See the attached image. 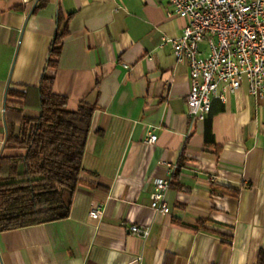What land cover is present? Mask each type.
<instances>
[{"label": "crops", "instance_id": "obj_1", "mask_svg": "<svg viewBox=\"0 0 264 264\" xmlns=\"http://www.w3.org/2000/svg\"><path fill=\"white\" fill-rule=\"evenodd\" d=\"M169 11L165 0H0V156L21 153L3 149L5 102L23 104L9 89L25 92L49 76L69 109L94 107L68 216L0 232V264L256 263L264 250V98L244 83L191 122L188 66L163 43L186 21ZM27 95L23 113L35 117L34 92ZM156 179L171 181L167 213L151 208Z\"/></svg>", "mask_w": 264, "mask_h": 264}, {"label": "trees", "instance_id": "obj_2", "mask_svg": "<svg viewBox=\"0 0 264 264\" xmlns=\"http://www.w3.org/2000/svg\"><path fill=\"white\" fill-rule=\"evenodd\" d=\"M63 35L55 34L51 44L50 56L55 62ZM52 86V77L43 75L36 87L25 92L7 91V96L19 98L23 104L5 102L3 149L21 153L0 156V232L68 216L94 107L80 102L71 110L68 98L55 94ZM30 91L35 95V117L23 113L30 105ZM237 193L225 188L223 194ZM255 264H264V250L258 252Z\"/></svg>", "mask_w": 264, "mask_h": 264}, {"label": "built area", "instance_id": "obj_3", "mask_svg": "<svg viewBox=\"0 0 264 264\" xmlns=\"http://www.w3.org/2000/svg\"><path fill=\"white\" fill-rule=\"evenodd\" d=\"M168 17L186 21L177 38H163L175 60L185 62L189 70L186 103L191 122L203 121L213 99L225 100L242 84L255 98H264V0H165ZM33 7L37 0H24ZM148 134L146 142L154 144ZM170 179L153 180L151 208L168 212L164 193ZM103 213L92 208L89 216L100 219ZM130 231L146 237L148 231L133 225Z\"/></svg>", "mask_w": 264, "mask_h": 264}]
</instances>
